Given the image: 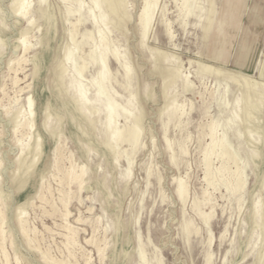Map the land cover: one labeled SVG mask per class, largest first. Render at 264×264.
Here are the masks:
<instances>
[{
  "label": "rangeland",
  "instance_id": "1",
  "mask_svg": "<svg viewBox=\"0 0 264 264\" xmlns=\"http://www.w3.org/2000/svg\"><path fill=\"white\" fill-rule=\"evenodd\" d=\"M80 1L0 0V264H264V0Z\"/></svg>",
  "mask_w": 264,
  "mask_h": 264
},
{
  "label": "bare ground",
  "instance_id": "2",
  "mask_svg": "<svg viewBox=\"0 0 264 264\" xmlns=\"http://www.w3.org/2000/svg\"><path fill=\"white\" fill-rule=\"evenodd\" d=\"M13 1H16V0H13ZM63 2L64 1H67V0H62ZM68 1H70V0H68ZM72 1H76V2H78L80 5H81V1L80 0H72ZM190 2V0H185L184 1V6H185V8H186V12L187 13H193L194 11H195V9L198 7L196 4H190L189 3ZM65 3V2H64ZM91 3H92V10L91 11H93V6H95L96 4H97V0H91ZM157 4H158V0H144V6H143V9H142V11H141V14H140V17H139V25L141 26V28H142V35H143V44H144V39H145V37H146V35H147V30H148V28H149V24H150V21H151V19H152V16H153V13H154V11H155V9H156V6H157ZM31 5H32V2H31V0H21V2L19 3V5H18V8L17 9H15L14 8V11L13 12H17V14L19 15V16H21V17H27L28 16V14L30 13V8H31ZM123 5V4H122ZM16 6V5H15ZM96 7V6H95ZM72 9V8H71ZM81 9V6L78 8V10H80ZM82 9H83V7H82ZM99 9V8H98ZM185 10V9H184ZM69 11H71V10H69L68 9V12ZM91 11H89L90 13H91ZM93 15V14H92ZM129 15V14H128ZM100 16H102V15H100ZM28 21L30 20V18H28L27 19ZM28 33V32H27ZM26 34V33H25ZM22 35H24V34H22ZM94 35V34H93ZM92 34H90V38H92L94 41H96L97 42V44L95 45V47H99L98 46V43H105L106 45H109L108 44V41H107V39H106V35H105V31H103V30H99L98 31V35L97 36H93ZM110 37V36H109ZM108 37V38H109ZM74 38H75V34H74V32L73 31H70V39L71 40H74ZM82 38H83V36H82ZM82 40V39H81ZM81 40L79 41V42H81ZM111 40V39H110ZM92 43H95V42H93V41H91ZM112 42V41H111ZM113 43V42H112ZM20 45H22V47H23V49L24 50H28L29 48H30V46H29V37H28V35H24V36H22L21 38H20ZM111 46V45H110ZM142 46V45H141ZM144 47V46H143ZM102 48V47H101ZM109 48V47H108ZM98 49V48H97ZM102 49H100V51H101ZM110 50V49H109ZM69 51H71V50H69ZM104 51V50H103ZM117 51V50H116ZM110 52H112V51H110ZM118 52V51H117ZM93 53H94V51H92V53H90V54H92V58H94V59H96V61H97V63L100 65L99 66V69H98V72H97V75L95 76V78L92 80V81H90L92 84V86H94V87H96L97 88V91L99 90L98 88H101V89H103V93L104 94H101L102 96H105L106 95V91H107V89H106V87H105V81L107 80V79H109V77H110V73H111V69H110V66L108 65V62H107V56L108 55H106V54H104V53H100V54H98L97 56H93ZM114 54V56L116 57L117 56V53L116 52H114L113 53ZM120 56V55H119ZM167 56V55H166ZM90 58V57H89ZM164 59H166L167 57H163ZM91 59V58H90ZM163 59V60H164ZM169 59V58H168ZM92 61V60H91ZM10 62H12V61H10ZM119 62V61H118ZM164 62V61H163ZM87 63V62H86ZM123 66V65H122ZM87 67V66H86ZM210 67H214V66H212V65H210ZM124 68L126 69V75H127V77L129 78L130 77V72H131V69H130V66L128 65V63H125L124 64ZM225 68V67H224ZM123 69V68H122ZM83 70H84V67H80L79 68V70H78V75H77V77L75 76V79L76 78H78V79H76L78 82H80V81H83L82 80V78H83ZM124 70V69H123ZM125 71V70H124ZM168 71V70H167ZM170 71V70H169ZM168 71V72H169ZM234 71V70H233ZM176 73H179V72H176V69L173 71V72H171V76L169 77V79H168V84H172V83H175L176 82ZM125 75V76H126ZM113 76V75H112ZM127 79V78H126ZM76 80H75V82H76ZM80 80V81H79ZM186 81V80H185ZM78 82H76V83H78ZM167 82V81H166ZM79 84V83H78ZM78 84H77V87H78ZM118 84V83H117ZM165 84H167V83H165ZM80 85L82 86L83 84H81L80 83ZM175 85V84H174ZM191 85L192 84H190L189 83V81H188V83H186V87H187V90H189L190 89V87H191ZM84 86V85H83ZM123 86V85H122ZM111 87H112V84H111ZM164 87H165V85H164ZM82 88H84V87H82ZM82 88H80V89H82ZM127 88H129V87H127ZM166 88V87H165ZM168 88V87H167ZM77 89V88H76ZM79 89V88H78ZM100 89V90H101ZM185 89V88H184ZM192 89V88H191ZM186 90V91H187ZM79 91V90H78ZM80 93H82L81 92V90L79 91ZM101 92H102V90H101ZM117 93V92H116ZM130 93V92H129ZM76 94V93H75ZM115 94V93H114ZM77 96V95H76ZM82 96V95H81ZM108 96V95H107ZM135 96V95H134ZM120 97V96H119ZM77 98H79V96H77ZM131 99V98H130ZM173 99V98H172ZM105 100H106V102H108V107H109V110H112L114 113H116L115 112V110H116V108H117V106H118V103H117V101H115V99H113L112 97H110V96H108L107 98H105ZM132 100V99H131ZM177 100V99H176ZM134 101H135V99H134ZM174 102H176V101H174ZM177 103H178V101H177ZM169 105V104H168ZM167 105V106H168ZM173 105V104H172ZM181 105V104H180ZM171 106V105H170ZM174 106V105H173ZM172 106V108H174ZM178 106V105H177ZM28 107H29V113L30 114H33V111H34V104H33V101H32V99L31 98H29L28 99ZM119 107V106H118ZM123 107V106H122ZM126 108V107H125ZM124 108V109H125ZM171 108V107H170ZM179 108H180V106H179ZM184 108V107H183ZM119 110H120V108H118ZM169 109V108H168ZM127 110V109H126ZM165 110V109H164ZM164 110H161V111H163L164 112ZM178 110V109H177ZM181 110H182V108H181ZM260 110H261V106H258L257 107V112L259 113L260 112ZM176 111V110H175ZM180 111V110H179ZM122 112H124V111H122ZM127 112H128V110H127ZM176 112H178V111H176ZM27 113V112H26ZM179 113V112H178ZM181 113V112H180ZM186 113V112H185ZM128 114V113H127ZM181 115V114H180ZM181 118V117H180ZM33 119V118H32ZM169 120V119H168ZM181 120V119H180ZM33 122V121H32ZM31 122V123H32ZM180 122V121H179ZM179 125V124H178ZM33 126H34V124H33ZM130 127V126H129ZM177 127V126H176ZM180 127V126H179ZM211 127H213V123L211 124ZM106 128H107V132H108V127L106 126ZM109 128H115V127H110L109 126ZM126 128V127H125ZM18 129V128H17ZM24 130H25V128H24ZM109 130H111V129H109ZM113 132V131H112ZM109 133V132H108ZM107 133V134H108ZM212 133H213V136H212V141L209 143V147H211V149L213 148V147H215V146H217V144H218V142H219V140H218V142H217V140L215 139V137H214V132H213V130H212ZM217 133V132H216ZM22 134V133H21ZM127 134V133H126ZM138 134H139V129L137 128V127H133V129L131 130V132H130V134H128V135H131L132 137H133V141L135 142H137V139L139 138L138 137ZM21 136V135H20ZM111 136V138H110V140L112 139V140H118V139H120V138H122L123 136H124V131H122V130H119V129H117V126H116V128H115V130H114V132L112 133V135H110ZM109 137V136H108ZM108 137H107V135H106V140H108ZM128 139V138H127ZM219 139V138H218ZM224 140V139H223ZM128 141V140H127ZM132 141V142H133ZM122 142V141H121ZM129 142H130V139H129ZM225 142V141H224ZM168 143V142H167ZM170 143V142H169ZM116 144H118V143H116ZM225 144V143H224ZM223 143H222V146L224 145ZM121 145H122V143H121ZM136 145H137V143H136ZM169 145V144H168ZM171 145V144H170ZM169 145V146H170ZM118 146H119V144H118ZM173 146V145H172ZM221 146V145H220ZM133 148V147H132ZM222 148V147H221ZM229 148V147H228ZM210 149V148H209ZM220 149V148H219ZM119 150V149H118ZM215 150V149H214ZM205 151V150H204ZM220 151H222V150H220ZM210 152V151H209ZM213 152H215V151H213ZM126 154V153H125ZM214 154V153H213ZM228 154V151L225 149V151L223 152V155L225 156V155H227ZM230 154V153H229ZM120 155H121V153H120ZM219 155V154H218ZM217 155V156H218ZM221 155V154H220ZM118 156V155H117ZM208 156V155H207ZM231 156V155H230ZM204 157H205V155H204ZM211 157V156H210ZM222 157V156H221ZM207 158V157H206ZM221 159V158H220ZM233 158H231V160H232ZM55 160H57V159H55ZM205 160V159H204ZM213 160V159H212ZM235 161V160H234ZM57 162H58V160H57ZM222 162V161H221ZM205 164V163H204ZM211 164V163H210ZM227 164H228V162H227ZM55 165H56V163H55ZM207 172L205 173L206 175H209V160H207ZM224 165V164H223ZM1 167V166H0ZM57 167H58V165H57ZM73 167V166H72ZM77 167V166H76ZM75 167V168H76ZM206 167V166H205ZM242 167V166H241ZM211 168V167H210ZM80 169V168H79ZM84 169V168H83ZM206 169V168H205ZM221 169H222V167H221ZM70 170V169H69ZM68 170V171H69ZM73 170V169H72ZM222 170H224V169H222ZM222 170H221V173H223L222 172ZM225 170H226V167H225ZM228 170V172L230 171L229 169H227ZM226 170V171H227ZM74 171V170H73ZM240 171H241V169H240ZM58 172V171H57ZM219 172V171H218ZM225 172V171H224ZM242 172H243V170H242ZM242 172H239V174H238V177H240V179H241V177H242ZM66 173V172H65ZM68 173V172H67ZM70 173V172H69ZM72 173V172H71ZM230 173V172H229ZM73 174V173H72ZM220 174V173H219ZM226 174H228V173H226ZM68 175V174H67ZM83 175H84V173L83 172H81L79 175H77V178H82L83 177ZM205 175V176H206ZM212 175V174H211ZM222 175V174H221ZM69 176V175H68ZM73 176V175H72ZM216 176V175H215ZM231 176V175H230ZM62 177H64V176H62ZM74 178V177H73ZM226 178V177H225ZM233 178L234 177H232V180H233ZM230 179V178H229ZM237 179V178H236ZM60 180H62V179H60ZM72 180V179H71ZM244 180V179H243ZM241 181L240 180V182H239V186L241 185V184H244L245 185V181ZM67 181V180H66ZM76 181V180H75ZM176 181V180H175ZM228 181V180H227ZM86 182V181H85ZM212 182V181H211ZM230 182V181H229ZM63 183V182H62ZM64 183H65V181H64ZM73 183V182H72ZM66 184V183H65ZM69 183H67V185H68ZM76 184V183H75ZM187 184V183H186ZM234 184V183H233ZM79 185V184H78ZM243 185V186H244ZM60 186H61V184H60ZM80 186V185H79ZM213 186V185H212ZM232 186V185H231ZM237 186H234V187H231L232 189H235ZM51 188V187H50ZM62 188V187H61ZM68 188H69V186H68ZM72 188V187H71ZM230 188V189H231ZM240 188H241V186H240ZM243 188L244 187H242V189L241 190H243ZM44 189V188H43ZM62 190V189H61ZM60 190V191H61ZM73 190V189H72ZM81 190V189H80ZM59 191V190H58ZM63 191H64V189H63ZM231 191H233V190H231ZM237 191V190H236ZM62 192V191H61ZM178 194H180V196L183 198L184 196H185V194H186V192H187V187H186V185L184 184V183H182V181L181 182H179V185H178ZM239 192V191H238ZM60 193V192H59ZM70 193V192H69ZM234 193H235V191H234ZM49 194V193H48ZM237 194V193H236ZM70 195V194H69ZM64 196H65V194H64ZM66 196H67V194H66ZM65 196V197H66ZM179 196V197H180ZM45 197V196H44ZM71 197V196H70ZM181 198V199H182ZM70 199V198H69ZM210 199V198H209ZM45 200V199H44ZM204 200V199H203ZM242 200V199H241ZM70 201V200H69ZM200 201V200H199ZM46 202H47V199H46ZM206 202V201H205ZM54 204V203H53ZM65 205H66V203H64ZM64 205V206H65ZM32 206V205H31ZM68 206V205H67ZM46 211V210H45ZM55 211V210H54ZM61 211V210H60ZM0 213H1V211H0ZM19 214L21 213V212H18ZM17 213V214H18ZM53 213V212H52ZM45 214V213H44ZM48 214V213H47ZM50 214V213H49ZM198 214H200V213H198ZM42 215V214H41ZM1 216V215H0ZM51 216V215H50ZM203 217H205V216H203ZM27 218V217H26ZM25 218V219H26ZM204 219V218H203ZM4 220V219H3ZM19 221V220H18ZM27 221V220H26ZM29 221V220H28ZM3 223V222H2ZM20 223H21V221H20ZM4 224V223H3ZM25 224V223H24ZM27 224V223H26ZM29 224V223H28ZM23 227H25V226H23ZM23 227H21V229L23 228ZM24 229H26V228H24ZM28 229V228H27ZM34 229V228H33ZM33 229H32V231H33ZM1 231H2V229H0ZM31 230V229H30ZM35 230V229H34ZM22 231V230H21ZM36 232V231H35ZM34 232V233H35ZM70 232H72V231H70ZM74 233V232H73ZM36 234V233H35ZM39 234V233H38ZM49 234V233H48ZM68 234V233H67ZM71 234V233H70ZM75 234V233H74ZM24 236V235H23ZM30 236V235H29ZM67 236V235H66ZM33 237V236H32ZM75 237V236H74ZM5 239V238H4ZM33 239V238H32ZM35 239V238H34ZM73 240V239H72ZM76 240V239H75ZM2 241V240H1ZM28 241V240H27ZM5 242V241H4ZM67 242V241H66ZM76 242V241H75ZM2 243H3V241H2ZM4 244V243H3ZM29 244H30V242H29ZM71 245H73L74 246V244H71ZM70 245V246H71ZM2 246V245H1ZM0 246V247H1ZM4 247V246H3ZM72 247V246H71ZM35 248V247H34ZM67 249H68V247H67ZM99 249V248H98ZM103 250V249H102ZM5 251V250H4ZM101 251V250H100ZM104 251V250H103ZM44 252H45V250H44ZM50 252V251H49ZM142 252V251H141ZM140 252V253H141ZM144 253V252H143ZM7 254V252L4 254V255H6ZM47 255V254H46ZM104 255V254H103ZM101 256V255H100ZM8 257V256H7ZM49 257V256H48ZM142 257H144L143 255H142ZM146 258V257H145ZM7 259V258H6ZM5 259V260H6ZM45 259H47L46 257H45ZM50 259V258H49ZM142 260H143V258H142ZM10 261V260H9ZM45 261V260H44ZM6 262V261H5ZM143 262V261H142ZM208 263L207 264H210V262H211V255H210V257L208 258V261H207ZM65 263V262H64ZM5 264V263H4ZM11 264V263H10ZM145 264V263H144Z\"/></svg>",
  "mask_w": 264,
  "mask_h": 264
}]
</instances>
